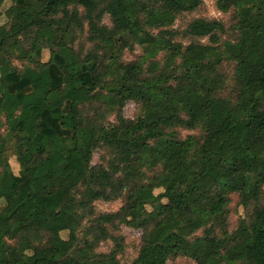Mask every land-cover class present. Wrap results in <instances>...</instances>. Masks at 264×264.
Instances as JSON below:
<instances>
[{
    "label": "trees",
    "instance_id": "trees-1",
    "mask_svg": "<svg viewBox=\"0 0 264 264\" xmlns=\"http://www.w3.org/2000/svg\"><path fill=\"white\" fill-rule=\"evenodd\" d=\"M5 1L0 264H264V0Z\"/></svg>",
    "mask_w": 264,
    "mask_h": 264
},
{
    "label": "rangeland",
    "instance_id": "rangeland-1",
    "mask_svg": "<svg viewBox=\"0 0 264 264\" xmlns=\"http://www.w3.org/2000/svg\"><path fill=\"white\" fill-rule=\"evenodd\" d=\"M204 2V7H205V12L204 14L208 17H222L223 13L220 12L217 7H216V2L217 0H203ZM9 4V1H5L4 7L7 6ZM195 15V14H194ZM4 18H0V24L3 23ZM105 22L108 23V19L105 20ZM179 25V21L177 22V20L174 23V26ZM137 52V51H136ZM61 54L69 61L71 59L68 51L66 50H61ZM47 58V53L45 52L43 55V59ZM134 58V54L129 52L128 50H125V53L123 55V59L127 62L132 61ZM18 63V62H16ZM135 70L133 69V67L128 66L127 68V75L128 76H132L134 74ZM139 113V107L131 102V101H127L124 105L123 108V114L125 117L127 118H133L135 117L137 114ZM112 120V118H111ZM184 134L186 132H183ZM99 155L100 152L96 151L93 155L92 158V163L95 164L99 161ZM9 163L11 165V168L13 170V172L18 173L19 170V165L16 161V158L14 155L10 154L9 155ZM22 163H27V161L23 158L21 159ZM75 167H82L83 164L81 162H76L74 163ZM264 190V187H263ZM136 202L138 203L139 201L136 200ZM119 206V201L116 202H104V201H100L96 203V209L100 210V211H110V210H114ZM229 209H230V214H229V228L232 229L235 227L238 218L241 216L242 214V208L240 206L237 205V198L235 196L232 197V201L229 204ZM140 213H144V211L142 209L139 210ZM122 229V233L124 235V249L120 255V259L121 262L124 264H128L130 263L133 258L135 257L136 253H137V249L139 247V243H140V238H141V231L139 229L136 228H132V227H128V226H123L121 227ZM108 248V244L107 243H102L100 245V250L105 251ZM173 262H169V264H172ZM173 264H194L191 260L189 259H177Z\"/></svg>",
    "mask_w": 264,
    "mask_h": 264
}]
</instances>
